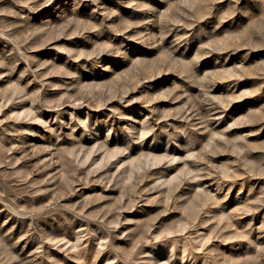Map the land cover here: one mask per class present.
<instances>
[{
	"label": "rangeland",
	"instance_id": "374dc122",
	"mask_svg": "<svg viewBox=\"0 0 264 264\" xmlns=\"http://www.w3.org/2000/svg\"><path fill=\"white\" fill-rule=\"evenodd\" d=\"M0 264H264V0H0Z\"/></svg>",
	"mask_w": 264,
	"mask_h": 264
}]
</instances>
